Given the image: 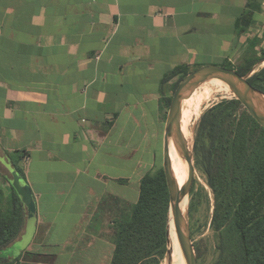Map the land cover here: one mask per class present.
Masks as SVG:
<instances>
[{
	"label": "crops",
	"instance_id": "crops-1",
	"mask_svg": "<svg viewBox=\"0 0 264 264\" xmlns=\"http://www.w3.org/2000/svg\"><path fill=\"white\" fill-rule=\"evenodd\" d=\"M5 11L0 187L11 190L7 153H15L36 208L31 229L25 217L10 246L77 211L88 214L83 230L91 232L107 215L97 194H122L126 178L135 202L140 178L162 161L166 102L178 78L170 72L240 66L249 41L264 38V0H10Z\"/></svg>",
	"mask_w": 264,
	"mask_h": 264
},
{
	"label": "trees",
	"instance_id": "trees-1",
	"mask_svg": "<svg viewBox=\"0 0 264 264\" xmlns=\"http://www.w3.org/2000/svg\"><path fill=\"white\" fill-rule=\"evenodd\" d=\"M10 0H0V16L6 17ZM9 13H7V16ZM250 12H244L239 27L244 31ZM250 40L253 51L256 41ZM244 55L242 65L233 68L248 75L261 63ZM191 70L185 65L174 68L168 77L178 76L173 86ZM249 83L264 94V67L248 77ZM171 97L168 98V105ZM196 160L206 173L214 196L212 226L218 255L211 264H264V128L235 97L205 109L193 130ZM7 153V152H6ZM13 168L24 179L19 157L7 153ZM169 193L162 165L145 173L138 187L129 219L119 220L109 264H160L167 251ZM25 209L11 186L0 187V264H22L20 256L2 254L21 234ZM197 260L201 258L194 244ZM199 264V263H198Z\"/></svg>",
	"mask_w": 264,
	"mask_h": 264
},
{
	"label": "rangeland",
	"instance_id": "rangeland-1",
	"mask_svg": "<svg viewBox=\"0 0 264 264\" xmlns=\"http://www.w3.org/2000/svg\"><path fill=\"white\" fill-rule=\"evenodd\" d=\"M263 52L264 38L260 40L258 47L254 48L251 53L254 57L259 58L263 56ZM222 65L233 68L239 67V64L237 65L236 63H222ZM263 67L264 59L261 63L255 65L248 76ZM192 70L194 69L192 68ZM209 83L206 82L204 84ZM215 89L202 102L199 116L194 117L190 123L189 129L191 134L189 135V144L192 150L194 140L193 130L201 113L222 100L235 97L231 91L225 92L228 89L227 86H222L216 89V91ZM193 154V179L185 213L193 245L195 244L198 247L201 255V258L197 260L198 263L211 264L218 255L215 231L211 223L215 200L212 189L208 184L206 173L202 169L201 164L197 162L194 150ZM10 155L11 157L17 156L15 153ZM158 158L157 166L160 167L162 165L160 155ZM124 181L125 183L120 185L125 186V191L120 195L109 191L97 194L98 200H94V203L98 205V208L102 212L101 214L107 215L94 223V230L91 232L83 230L85 226L88 227V214L77 211L75 216L68 221H64L63 216H61L53 222L39 224L36 232L30 230L25 234L21 242L13 246L9 245L10 247L2 250V254L19 255L22 264H109L115 243L117 223L119 220L129 219L135 199L134 190L131 186L134 181L130 178H126ZM107 219L110 221L107 222ZM64 228L67 230H63ZM86 234L91 236H86ZM31 236H34V238ZM85 237L86 239H84ZM29 238L30 240L33 238L30 244H28ZM81 239L84 240L81 241ZM21 250L23 252H20ZM168 257V254L165 252L160 264H168Z\"/></svg>",
	"mask_w": 264,
	"mask_h": 264
},
{
	"label": "water",
	"instance_id": "water-1",
	"mask_svg": "<svg viewBox=\"0 0 264 264\" xmlns=\"http://www.w3.org/2000/svg\"><path fill=\"white\" fill-rule=\"evenodd\" d=\"M248 75H240L234 69L208 64L200 66L186 74L177 84L171 100L165 121L162 150V167L169 193L167 251L168 259L171 255L169 248V227L172 221L176 231L180 250L185 264H198L193 241L190 235L187 215L182 210V203L187 200L193 179V150L188 146L181 129V116L183 101L202 84L211 80H219L228 85L235 98L241 102L253 119L264 128V94L253 87L248 81ZM173 144L180 158L187 164V178L179 186L172 172L170 160V144ZM22 178L16 170L11 169L10 182L26 209L27 229H31L35 219V201L30 187L23 184Z\"/></svg>",
	"mask_w": 264,
	"mask_h": 264
},
{
	"label": "bare ground",
	"instance_id": "bare-ground-1",
	"mask_svg": "<svg viewBox=\"0 0 264 264\" xmlns=\"http://www.w3.org/2000/svg\"><path fill=\"white\" fill-rule=\"evenodd\" d=\"M222 86H227L225 83L219 80H211L209 84L200 85L192 95L183 101L182 105V116H181V129L184 134V137L188 141V146L190 147V123L194 117H198L200 114V107L202 102L214 91V88L219 89ZM215 89V91H216ZM230 92V88L228 87L227 91ZM170 160L172 165V172L174 178L176 179L179 186L185 182L187 178V164L180 158L177 153L174 145L170 144ZM187 207V200L182 203V210L185 211ZM169 248H171V255L168 260V264H185L183 254L180 250V246L178 243L177 235L175 228L173 226L172 221L170 222L169 227Z\"/></svg>",
	"mask_w": 264,
	"mask_h": 264
}]
</instances>
